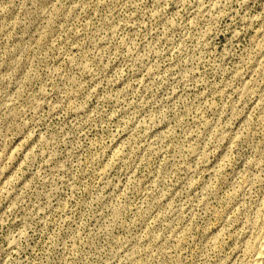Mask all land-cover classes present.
Here are the masks:
<instances>
[{
	"label": "rangeland",
	"instance_id": "1",
	"mask_svg": "<svg viewBox=\"0 0 264 264\" xmlns=\"http://www.w3.org/2000/svg\"><path fill=\"white\" fill-rule=\"evenodd\" d=\"M263 203L264 0H0V264H245Z\"/></svg>",
	"mask_w": 264,
	"mask_h": 264
},
{
	"label": "bare ground",
	"instance_id": "2",
	"mask_svg": "<svg viewBox=\"0 0 264 264\" xmlns=\"http://www.w3.org/2000/svg\"><path fill=\"white\" fill-rule=\"evenodd\" d=\"M253 241L250 248V258L245 264H264V203L262 207V221Z\"/></svg>",
	"mask_w": 264,
	"mask_h": 264
}]
</instances>
